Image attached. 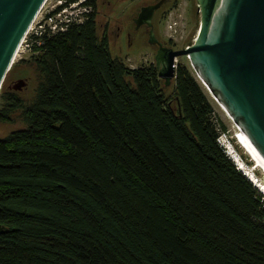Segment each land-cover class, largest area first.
<instances>
[{
    "label": "trees",
    "instance_id": "obj_1",
    "mask_svg": "<svg viewBox=\"0 0 264 264\" xmlns=\"http://www.w3.org/2000/svg\"><path fill=\"white\" fill-rule=\"evenodd\" d=\"M41 52L32 103L0 90L26 125L0 137V264H264V195L188 67L128 69L95 13Z\"/></svg>",
    "mask_w": 264,
    "mask_h": 264
},
{
    "label": "water",
    "instance_id": "obj_2",
    "mask_svg": "<svg viewBox=\"0 0 264 264\" xmlns=\"http://www.w3.org/2000/svg\"><path fill=\"white\" fill-rule=\"evenodd\" d=\"M45 2L0 0V90ZM197 2L201 20L195 42L182 50L159 43L155 56L159 77L171 85L178 59L187 57L211 96L264 158V0ZM159 6L144 8L136 24L152 25ZM155 42L152 31L150 43ZM26 85L19 80L14 89Z\"/></svg>",
    "mask_w": 264,
    "mask_h": 264
},
{
    "label": "rangeland",
    "instance_id": "obj_3",
    "mask_svg": "<svg viewBox=\"0 0 264 264\" xmlns=\"http://www.w3.org/2000/svg\"><path fill=\"white\" fill-rule=\"evenodd\" d=\"M58 1L59 0H48L42 14H46L48 11L52 10L53 6L58 4ZM151 1L157 0H113L112 6L106 7L101 11L100 17L97 18L99 33L103 32L105 28L103 24H105V22L109 27L108 34L113 56L121 59L126 67L131 70L148 68L153 65L156 66L155 56L158 48L148 42L147 33L143 40H137L133 37L132 43H130L126 37L128 32L131 31L134 33L135 24L133 20L137 18L141 7L144 6L146 2L150 3ZM172 7L174 9L170 10ZM100 10L101 9H99V12ZM165 10H167L165 14L161 13L155 17L154 31L159 42H161L164 47L174 50H182L193 44L199 31L201 20L198 12L197 0H169V5ZM118 34L119 37H117ZM40 55L41 50L39 48L35 47L32 51L28 52L24 45L16 57L15 63L4 83L5 93L13 91L24 105H29L33 102L35 91L41 81V67L38 66V61H35ZM176 65L188 67L210 98L215 108V114L213 115L214 122L223 123L227 129L226 131L220 130L219 141L225 146L231 143V147L235 150V156L241 158L246 164L250 166L253 165L251 158L247 155L236 138V124L224 107H222L208 92L206 86L191 66L189 59L187 57L179 58ZM19 80H25L27 82L26 87L22 90L14 89L16 82ZM167 90L168 95L170 94L171 96L172 87L170 86ZM9 104L6 96L0 99V109L8 108L10 106ZM20 112L21 109H18L17 112L14 113L15 121L13 120V122L8 123L0 122V137H5L12 131L26 126L23 120L20 119ZM257 175L262 177L260 169Z\"/></svg>",
    "mask_w": 264,
    "mask_h": 264
},
{
    "label": "built area",
    "instance_id": "obj_4",
    "mask_svg": "<svg viewBox=\"0 0 264 264\" xmlns=\"http://www.w3.org/2000/svg\"><path fill=\"white\" fill-rule=\"evenodd\" d=\"M85 1L79 0L68 3V0H59L52 10L46 14H42L48 2L46 0L25 36L19 53L24 45L28 52L32 51L35 47L42 51L45 46V37L49 38L52 35L66 32L72 25L83 24L90 12V9L84 5ZM218 142L220 145H223L219 140Z\"/></svg>",
    "mask_w": 264,
    "mask_h": 264
},
{
    "label": "flooded vegetation",
    "instance_id": "obj_5",
    "mask_svg": "<svg viewBox=\"0 0 264 264\" xmlns=\"http://www.w3.org/2000/svg\"><path fill=\"white\" fill-rule=\"evenodd\" d=\"M97 1V9H95L94 5H92V0H86L85 1V7L89 8L90 9V12H89V16H91L92 14H96L97 18L100 17L101 15V11H103L106 7H110L112 6V3H113V0H95ZM133 1H137V0H133ZM68 3H70V0H68ZM156 4H160L159 8L155 11L154 13V17L152 19V25H149V24H142L140 26H138L135 22L136 18L133 20L135 26H134V33H132L131 31L127 33L126 37H127V40L132 43V38L135 37L137 40L140 39V40H143L144 39V36L148 35V42L150 43V35H151V32L153 31L154 34H155V17L158 15V14H161V13H166L167 10L166 7L169 5V0H157V1H151L150 3H147L141 7L139 13H138V16L140 15V13L142 12V10L144 8H148L150 6H154ZM60 9V8H59ZM99 9L100 12H99ZM174 8H170V10H173ZM96 10V11H95ZM99 12V14H98ZM137 16V18H138ZM103 26H105V28L103 29V34L104 33H107L108 34V31H109V27L106 25V22L105 24H103ZM141 33V34H140ZM108 37H109V34H108ZM119 37V34L118 36ZM159 40L157 39V42L155 43H152L153 46H156L158 49L157 51L159 50ZM151 44V43H150ZM163 45V44H162ZM164 46V45H163ZM14 85V84H13Z\"/></svg>",
    "mask_w": 264,
    "mask_h": 264
},
{
    "label": "bare ground",
    "instance_id": "obj_6",
    "mask_svg": "<svg viewBox=\"0 0 264 264\" xmlns=\"http://www.w3.org/2000/svg\"><path fill=\"white\" fill-rule=\"evenodd\" d=\"M236 128H237L236 138L239 141V144L242 145V148L246 151L247 155H249L253 163V165L250 166L245 162H243L241 158L237 157L236 159L240 165L239 170L244 172L246 176L251 180V182L264 194V158L259 154L257 149L253 146L251 141L245 135V133L237 125ZM259 169L261 170L262 177L257 175Z\"/></svg>",
    "mask_w": 264,
    "mask_h": 264
},
{
    "label": "clouds",
    "instance_id": "obj_7",
    "mask_svg": "<svg viewBox=\"0 0 264 264\" xmlns=\"http://www.w3.org/2000/svg\"><path fill=\"white\" fill-rule=\"evenodd\" d=\"M221 146L225 149L226 153L230 156V158L235 162L236 166L239 168V163L237 162V159H236L237 156H235L234 154L235 150H233V147H231V143H229L228 146H225V145H221Z\"/></svg>",
    "mask_w": 264,
    "mask_h": 264
}]
</instances>
